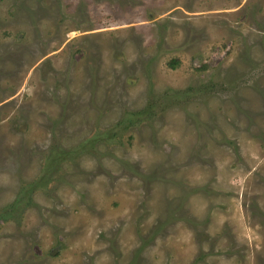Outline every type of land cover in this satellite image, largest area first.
<instances>
[{
    "label": "rangeland",
    "instance_id": "obj_1",
    "mask_svg": "<svg viewBox=\"0 0 264 264\" xmlns=\"http://www.w3.org/2000/svg\"><path fill=\"white\" fill-rule=\"evenodd\" d=\"M0 213V264H264V0H0Z\"/></svg>",
    "mask_w": 264,
    "mask_h": 264
},
{
    "label": "trees",
    "instance_id": "obj_2",
    "mask_svg": "<svg viewBox=\"0 0 264 264\" xmlns=\"http://www.w3.org/2000/svg\"><path fill=\"white\" fill-rule=\"evenodd\" d=\"M172 64H173V63H172ZM173 66H174V65H173ZM12 207H15V206L12 205ZM3 217L5 218V215L0 213V218H3Z\"/></svg>",
    "mask_w": 264,
    "mask_h": 264
}]
</instances>
